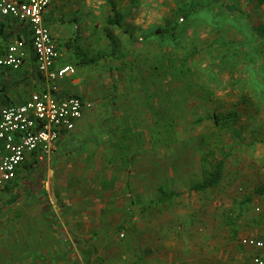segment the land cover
Returning <instances> with one entry per match:
<instances>
[{"label":"rangeland","instance_id":"obj_1","mask_svg":"<svg viewBox=\"0 0 264 264\" xmlns=\"http://www.w3.org/2000/svg\"><path fill=\"white\" fill-rule=\"evenodd\" d=\"M115 1L123 16L120 28H113L120 42L115 57L103 32L110 16L104 0H76L71 18L59 20L70 26L69 41L77 38L87 55L103 57L82 67L71 55L67 65L78 66L73 78L79 81H69L65 89L73 88L93 105L108 102L111 111L102 117L101 128L111 138L100 157L92 158L97 164L88 166L90 172H75L71 156L64 165L52 164V173L44 169L42 177L30 179L46 181L48 175L77 185L67 190L72 193L79 191L86 172L99 174L103 158L128 164L131 173L114 172L107 179H124L135 197L151 200L123 210L139 217L136 227L139 221L145 227L134 232L165 237L182 264H255L256 253L241 247L239 238L264 228V195L253 194L264 183V43L248 24L264 30V0H224L232 6L230 14L217 0ZM34 92L33 87L19 89L15 101ZM218 162L223 163L220 183L188 195ZM21 168L26 174L28 167ZM22 176L16 180L26 179ZM99 177L105 176L100 172ZM96 184L81 192L95 196ZM10 186L0 191L1 200L14 192L16 185ZM159 186L184 195L158 206ZM145 213L155 220H144ZM117 233L126 236L120 228ZM258 255L264 263V250Z\"/></svg>","mask_w":264,"mask_h":264},{"label":"crops","instance_id":"obj_2","mask_svg":"<svg viewBox=\"0 0 264 264\" xmlns=\"http://www.w3.org/2000/svg\"><path fill=\"white\" fill-rule=\"evenodd\" d=\"M74 1L76 0H50L45 13V25L61 54L54 64L55 69L66 66L67 59L71 55L74 57L71 44L77 43L80 46L77 38L68 40L70 26L59 21L62 16L71 18V13L76 12L77 5H74ZM6 20L8 19L2 18L1 22ZM14 38L15 35L3 30L0 32V45L9 44ZM75 68L77 73L78 66ZM69 81L76 83L79 79H66L61 82L58 98L78 96L72 92L73 88L65 89V84ZM31 87L37 91L42 87V83ZM108 105V102L98 105L92 103L91 109L84 111L74 131L59 138L57 149L51 158L40 159L36 154L27 157L23 163L28 167L26 174L23 175L22 165L17 171V177L23 175L22 178L26 177L24 179L26 182L17 181L16 177L5 186L6 189L3 188L9 191L11 184L16 185L13 193L8 194L3 200L0 198V264H182L181 261L178 262L180 256L177 248L170 245L165 237L157 234L145 236L141 232L138 234L139 231L134 232L136 228L144 230L145 227L141 221L136 227L135 220L139 217L127 213L128 206L142 203L147 205L151 200L135 197L133 190L130 192V189L124 186L125 182H122L124 179L121 181L107 179L114 172L121 175L131 173L133 169H128V164H109L103 158L102 165L98 164L96 172L99 174L101 172L104 178L100 180L99 174L87 173L91 171L88 166H96L95 160L100 157L99 152L105 149V143L111 138L110 134L103 133L101 128L102 117L107 118L111 111ZM98 141L101 142L97 143ZM71 156L76 157L73 161L76 165L75 172L82 173L87 170L86 177L81 176L78 192L67 191L76 189L77 185L53 181L48 175L46 181L31 180L42 177L40 174L44 173V169L52 173L53 170H50L52 164L60 161L64 165ZM91 178L97 182L95 192H91L95 193V196H85L81 190L93 183ZM115 185L119 190L117 193ZM89 187L92 189L93 186ZM161 187L164 186H159L156 193L155 202L158 206H168L174 198L181 197L175 196L169 202L161 203L157 196ZM57 207H61L62 211L58 212ZM124 209L127 210L126 213L123 212ZM256 212H259V209H256ZM142 215L146 218L144 220H155L152 214ZM157 217L164 218V214ZM119 228L126 232V236L124 233L121 237L118 235ZM253 236L264 240V228L255 235L240 237L239 244L241 238ZM240 246L243 247L241 244ZM243 248L254 252L253 249Z\"/></svg>","mask_w":264,"mask_h":264},{"label":"built area","instance_id":"obj_3","mask_svg":"<svg viewBox=\"0 0 264 264\" xmlns=\"http://www.w3.org/2000/svg\"><path fill=\"white\" fill-rule=\"evenodd\" d=\"M50 0H0L1 19L10 18L27 27L38 71L43 76L42 87L22 103L0 108V191L17 176L28 156L46 160L57 149L59 138L74 131L85 110L92 104L78 96L58 98L59 84L75 76L70 65L55 69L61 54L56 47L44 16ZM24 40L15 39L0 45V67L19 71L24 65ZM243 247L253 249L255 264H264L258 253L264 250V240L253 237L240 239Z\"/></svg>","mask_w":264,"mask_h":264},{"label":"trees","instance_id":"obj_4","mask_svg":"<svg viewBox=\"0 0 264 264\" xmlns=\"http://www.w3.org/2000/svg\"><path fill=\"white\" fill-rule=\"evenodd\" d=\"M110 9V16L106 20V24L103 28L104 35L108 40L111 48V55L115 57L120 49V42L117 35L114 33L113 28H120L123 21V16L118 10V6L115 0H104ZM220 3V9L225 13H232L230 9L232 6L227 4L224 0H217ZM243 13H241L242 15ZM8 20L0 23V32L8 31L11 35H15V39H22L25 43V48L28 50L27 56L24 59V65L19 71H12L8 68L0 67V108L9 107L14 104L22 103L23 101H15L16 91L21 88H29L38 83H43V76L38 71L36 65V58L31 45L30 31L27 27H24L20 23L13 19L6 18ZM249 20V19H248ZM251 31L256 36V39L260 43H264V30L248 21ZM158 35L162 34L157 32ZM13 40V41H14ZM6 46V45H1ZM70 48L73 49L74 57L78 64L82 67L97 65L103 59L100 57H92L76 43L71 44ZM215 122L219 123L218 119H214ZM223 172V163L218 162L213 166L212 171L207 177L199 184L193 186L188 190L187 194L205 192L208 189L215 188L221 180ZM184 195V192L169 191L164 187L158 189V199L161 203L169 202L175 196ZM254 196L264 195V183L258 186L254 191Z\"/></svg>","mask_w":264,"mask_h":264}]
</instances>
